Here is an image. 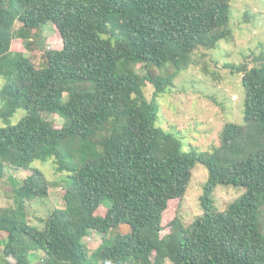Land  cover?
<instances>
[{
	"label": "trees",
	"instance_id": "obj_1",
	"mask_svg": "<svg viewBox=\"0 0 264 264\" xmlns=\"http://www.w3.org/2000/svg\"><path fill=\"white\" fill-rule=\"evenodd\" d=\"M230 8V0H0V179L7 169L25 177L12 206H0L1 263L264 264V52L250 67H231L242 75V123H225L218 146L185 152L156 125L166 87L198 51L232 39ZM47 25L61 48H42V66L11 53L15 32L30 52ZM18 110L25 115L12 125ZM48 159L66 173L63 204L40 230L25 210L48 196V181L30 165ZM196 164L207 172L202 214L189 224L175 216L161 236L169 202L182 200ZM217 185L245 192L218 211ZM105 199L110 206L96 215ZM120 223L127 233L87 254L85 238Z\"/></svg>",
	"mask_w": 264,
	"mask_h": 264
},
{
	"label": "rangeland",
	"instance_id": "obj_2",
	"mask_svg": "<svg viewBox=\"0 0 264 264\" xmlns=\"http://www.w3.org/2000/svg\"><path fill=\"white\" fill-rule=\"evenodd\" d=\"M230 5L232 39L229 42L221 41L215 50L198 51L196 63L175 77L159 99L160 109L156 125L180 139L184 144L185 152L191 148L198 152L210 151L214 146L219 145V134L225 123H242L244 106L242 75L231 67L245 63L250 67L254 64V57L264 52V0H230ZM27 38L26 35L15 32L11 41V53H24L32 58L37 67L42 66L44 62L42 48H61L60 38L50 30L49 25L45 26L39 38H31L30 52H26L25 48ZM3 83L4 79L0 75V90ZM153 91L154 87L147 83L144 88L147 100L152 97ZM24 115L25 111H16L10 119V124H17ZM51 120L57 126L61 123L56 115ZM2 126L4 124L0 120V127ZM30 167L39 169L48 181V196L29 202L25 210L29 224L41 230L44 226L43 221L53 209L63 204L61 181L66 177V173H57L52 159L46 162L34 161ZM24 178L21 170H6L4 177L0 179L1 207L12 206L11 191L21 185ZM206 180V169L196 164L182 200L169 202V207L162 218L161 236L169 233L168 223L175 216H180L184 224H189L202 214L199 199ZM244 192L245 190L240 186L217 185L212 193L213 207L215 210L224 211ZM110 204L111 202L105 199L96 211V215L103 216ZM262 208L264 216V206ZM128 231V226L120 223L112 227L104 238L92 232L84 239L87 254H93L102 246L103 240L106 244H110L116 235ZM35 256L38 259L36 262H41L43 253L36 252ZM6 262L15 264V260L11 257L7 258Z\"/></svg>",
	"mask_w": 264,
	"mask_h": 264
}]
</instances>
